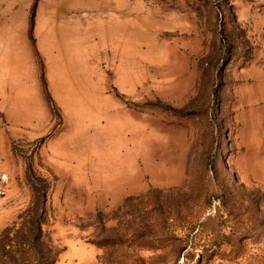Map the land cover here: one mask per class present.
<instances>
[{
  "label": "rangeland",
  "instance_id": "1",
  "mask_svg": "<svg viewBox=\"0 0 264 264\" xmlns=\"http://www.w3.org/2000/svg\"><path fill=\"white\" fill-rule=\"evenodd\" d=\"M118 5L105 92L63 113L37 57V134L0 114V237L39 225L49 264H264V0Z\"/></svg>",
  "mask_w": 264,
  "mask_h": 264
},
{
  "label": "crops",
  "instance_id": "2",
  "mask_svg": "<svg viewBox=\"0 0 264 264\" xmlns=\"http://www.w3.org/2000/svg\"><path fill=\"white\" fill-rule=\"evenodd\" d=\"M117 8L118 0H0V114L9 130L37 134L32 128L40 124L44 100L37 57L63 113V92H105L109 79L100 65L119 59L114 36L130 26L128 18L121 24L113 17Z\"/></svg>",
  "mask_w": 264,
  "mask_h": 264
},
{
  "label": "trees",
  "instance_id": "3",
  "mask_svg": "<svg viewBox=\"0 0 264 264\" xmlns=\"http://www.w3.org/2000/svg\"><path fill=\"white\" fill-rule=\"evenodd\" d=\"M32 16V13H31ZM32 20V19H31ZM186 229L192 230V224L186 222ZM33 229V228H32ZM36 233H32L29 230L28 235H21L17 240H13L12 237H8L4 231L0 237V264H49V259L42 254L37 255L36 250L41 248V241L39 236V225H36ZM5 234V235H4ZM221 238H225V234L220 235ZM224 241L217 239L214 242L213 247H218L223 244ZM17 255V257L13 256ZM199 261L202 259V255L199 254Z\"/></svg>",
  "mask_w": 264,
  "mask_h": 264
},
{
  "label": "built area",
  "instance_id": "4",
  "mask_svg": "<svg viewBox=\"0 0 264 264\" xmlns=\"http://www.w3.org/2000/svg\"><path fill=\"white\" fill-rule=\"evenodd\" d=\"M7 184H8V176L5 173H0V197H2L5 192H6V188H7Z\"/></svg>",
  "mask_w": 264,
  "mask_h": 264
}]
</instances>
